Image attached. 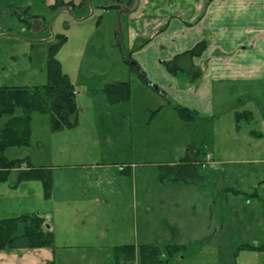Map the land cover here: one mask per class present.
I'll use <instances>...</instances> for the list:
<instances>
[{"label":"rangeland","instance_id":"1","mask_svg":"<svg viewBox=\"0 0 264 264\" xmlns=\"http://www.w3.org/2000/svg\"><path fill=\"white\" fill-rule=\"evenodd\" d=\"M1 1L6 0H0V9ZM118 2L89 0L90 10L80 13L82 20L77 18L78 7L51 11L44 7L49 0H26V6L16 3L0 10V87L46 85L50 47L58 43L55 36L64 35L66 40L54 57L75 85L79 109L77 127L60 132L51 130L49 114H34L30 145L9 150L8 157L30 158L36 167L50 169L48 200L62 188L75 187L74 177L84 174L76 166L87 164L89 171L90 165L100 167L96 173L102 175L101 183L92 182L95 194L110 199L100 205L105 218L117 219L109 238H100V246L131 241L137 248L163 247L160 229L170 225L177 232L173 243L185 251L168 264H264L260 86L252 89L254 101L218 108L220 114L212 121H183L173 109L159 107L163 97L144 82L130 60L127 29L118 30V12L104 10ZM28 6L25 13L23 7ZM117 82L131 84L129 101H108L103 89ZM246 111L252 113L248 120ZM189 147L200 152L196 167L202 179L196 183L162 179L163 167H178ZM11 182L0 183V219L47 210L41 182H28L18 192L8 188ZM134 198L139 200L137 210L127 204ZM74 254L78 256L70 254L66 259L70 261H64L115 264L110 248Z\"/></svg>","mask_w":264,"mask_h":264},{"label":"crops","instance_id":"2","mask_svg":"<svg viewBox=\"0 0 264 264\" xmlns=\"http://www.w3.org/2000/svg\"><path fill=\"white\" fill-rule=\"evenodd\" d=\"M61 1L65 4L71 2L73 5L56 6L58 0H49L44 7H48L51 11L69 8L74 11L78 7L79 20H82L80 13L84 14L90 10L89 6L87 7L89 0ZM118 1L116 5L103 8L118 12L117 27L120 33L123 27L127 29L130 60L138 68L140 77L144 76V79L142 78L144 82L149 87H153L155 92L165 100L158 104L159 107L173 109L177 113L178 109H186L195 116L193 121L196 119L212 121L220 114L218 108L246 106L254 101L252 89L255 86H260L262 95L259 97L262 101L264 96V0ZM1 3L3 10L16 3L27 5L26 0L24 2L6 0ZM23 8H26L23 10L25 13L30 9L29 6ZM2 9L0 10L3 11ZM200 43H206V49L193 60L194 64L202 70V78L198 83H190L184 73L173 75L168 72L166 62L181 53L191 51ZM246 112L245 119L248 120L252 113ZM241 115L238 116L239 119L243 118ZM258 136L261 138L264 134L258 132ZM185 156L186 154L183 158ZM90 166L92 168L90 171L87 164L76 166L78 169L81 167L85 175L73 176L75 187L62 188V192H58L57 197L52 196L46 200L47 210L41 209L40 212L30 214H38L46 219L48 228L54 234V245L36 250L0 251V264H63V262L67 264L68 262L64 260L70 254L77 257L78 255L74 253H90L94 249L108 250L109 248L113 252L115 245L108 247L98 245L100 238L104 240L109 238L117 219L105 218L101 204L102 201L107 203L110 199L95 194L96 189L92 182L96 181L100 184L102 175L96 173L99 172L100 167ZM118 176L122 179L123 173L118 172ZM16 178L17 172L13 171L8 180L12 179L8 188L14 192L26 188V182L14 187ZM135 196L138 195L135 194ZM146 199L147 197L143 200L146 201ZM128 202L133 210H137L139 202L137 198L127 201V204ZM106 211L105 206L104 212ZM19 215L27 214L22 212ZM67 220L71 222L68 223ZM167 227L174 229L170 225ZM162 238L164 244H167L169 238ZM173 239L175 240V236ZM91 241L95 242V245H92ZM132 243L130 241L119 243V245H132Z\"/></svg>","mask_w":264,"mask_h":264},{"label":"trees","instance_id":"3","mask_svg":"<svg viewBox=\"0 0 264 264\" xmlns=\"http://www.w3.org/2000/svg\"><path fill=\"white\" fill-rule=\"evenodd\" d=\"M70 5L58 0L56 6ZM58 43L50 47L46 66L47 84L36 87H0V183L9 180L13 171L17 172L16 184L31 181L41 182L45 198H49L52 190V172L44 167H36L30 158H10L7 153L11 149L27 147L32 137V116L34 114H49L51 130L60 132L77 127L79 109L77 105V91L70 76L63 70V66L54 57L65 42L64 35L55 36ZM206 49V43L198 44L191 51L181 53L165 63L170 74L187 75L190 83L196 84L202 78V70L193 60ZM142 75V74H141ZM144 79V76L142 75ZM108 101L113 104L127 102L131 98V84L117 82L105 85L103 89ZM20 110L21 114L17 115ZM183 121H193L195 116L186 109H178ZM200 152L189 147L186 156L177 166H164L162 174L170 181L196 183L202 179L196 167V159ZM23 228L21 234L18 230ZM168 228V227H167ZM162 229V235L169 238L163 247L148 245L137 248L134 245L116 246L113 249L115 264H168L181 252L183 246L173 243L176 237L175 229ZM54 245V234L50 231L44 217L35 215H19L0 219V251L4 250H36L50 248Z\"/></svg>","mask_w":264,"mask_h":264},{"label":"built area","instance_id":"4","mask_svg":"<svg viewBox=\"0 0 264 264\" xmlns=\"http://www.w3.org/2000/svg\"><path fill=\"white\" fill-rule=\"evenodd\" d=\"M208 155H209V154H208ZM209 158H210V160H211V157H210V155H209ZM208 161H209V160H208ZM208 161H207V162H208ZM205 166H206V164H203V167H205Z\"/></svg>","mask_w":264,"mask_h":264}]
</instances>
